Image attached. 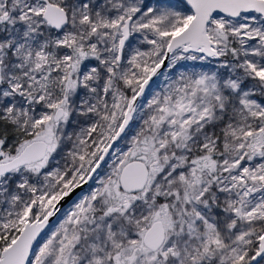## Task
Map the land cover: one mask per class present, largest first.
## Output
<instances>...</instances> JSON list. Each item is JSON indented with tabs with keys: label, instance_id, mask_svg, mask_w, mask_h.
<instances>
[{
	"label": "snow or ice",
	"instance_id": "obj_1",
	"mask_svg": "<svg viewBox=\"0 0 264 264\" xmlns=\"http://www.w3.org/2000/svg\"><path fill=\"white\" fill-rule=\"evenodd\" d=\"M0 264H264V0H0Z\"/></svg>",
	"mask_w": 264,
	"mask_h": 264
},
{
	"label": "rangeland",
	"instance_id": "obj_2",
	"mask_svg": "<svg viewBox=\"0 0 264 264\" xmlns=\"http://www.w3.org/2000/svg\"><path fill=\"white\" fill-rule=\"evenodd\" d=\"M152 6H156L157 0H151ZM169 1L166 0H160V3H168ZM210 68H214V65L212 64H204L201 65L199 62H182L180 66H178V69L180 71H199V70H208ZM53 227H55V221H53Z\"/></svg>",
	"mask_w": 264,
	"mask_h": 264
},
{
	"label": "built area",
	"instance_id": "obj_3",
	"mask_svg": "<svg viewBox=\"0 0 264 264\" xmlns=\"http://www.w3.org/2000/svg\"><path fill=\"white\" fill-rule=\"evenodd\" d=\"M166 1L173 2V3L175 2V0H166Z\"/></svg>",
	"mask_w": 264,
	"mask_h": 264
}]
</instances>
